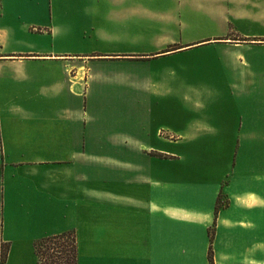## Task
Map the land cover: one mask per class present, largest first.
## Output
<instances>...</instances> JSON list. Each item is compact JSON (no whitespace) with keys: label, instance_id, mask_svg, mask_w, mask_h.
<instances>
[{"label":"crops","instance_id":"0c3cea01","mask_svg":"<svg viewBox=\"0 0 264 264\" xmlns=\"http://www.w3.org/2000/svg\"><path fill=\"white\" fill-rule=\"evenodd\" d=\"M68 232L76 264H264V0H0V264Z\"/></svg>","mask_w":264,"mask_h":264},{"label":"trees","instance_id":"16d2710c","mask_svg":"<svg viewBox=\"0 0 264 264\" xmlns=\"http://www.w3.org/2000/svg\"><path fill=\"white\" fill-rule=\"evenodd\" d=\"M220 206V195L217 198V208ZM211 238V237H210ZM210 248V247H209ZM34 253L38 264H76V243L73 233L68 232L58 236L45 238L34 244ZM7 246L1 248V261L5 262ZM207 259L212 264L211 250H208Z\"/></svg>","mask_w":264,"mask_h":264},{"label":"rangeland","instance_id":"374dc122","mask_svg":"<svg viewBox=\"0 0 264 264\" xmlns=\"http://www.w3.org/2000/svg\"><path fill=\"white\" fill-rule=\"evenodd\" d=\"M225 39H227L229 41H231V40H236L237 41V40H239V35H236L235 33L229 32L227 34V36L225 37ZM134 98H136V97H134ZM137 98H138V96H137ZM132 104H133V107H137L138 108V102H135L134 99H133V103ZM230 151H232V147H228V155L231 154ZM61 264H66L65 260H61Z\"/></svg>","mask_w":264,"mask_h":264}]
</instances>
